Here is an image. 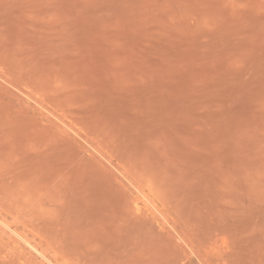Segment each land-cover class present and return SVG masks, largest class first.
I'll return each instance as SVG.
<instances>
[{
    "label": "rangeland",
    "instance_id": "obj_1",
    "mask_svg": "<svg viewBox=\"0 0 264 264\" xmlns=\"http://www.w3.org/2000/svg\"><path fill=\"white\" fill-rule=\"evenodd\" d=\"M0 264H264V0H0Z\"/></svg>",
    "mask_w": 264,
    "mask_h": 264
},
{
    "label": "bare ground",
    "instance_id": "obj_2",
    "mask_svg": "<svg viewBox=\"0 0 264 264\" xmlns=\"http://www.w3.org/2000/svg\"><path fill=\"white\" fill-rule=\"evenodd\" d=\"M33 248V247H32Z\"/></svg>",
    "mask_w": 264,
    "mask_h": 264
}]
</instances>
